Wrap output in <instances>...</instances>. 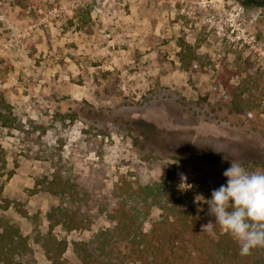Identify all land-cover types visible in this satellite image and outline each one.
<instances>
[{
    "label": "rangeland",
    "instance_id": "rangeland-1",
    "mask_svg": "<svg viewBox=\"0 0 264 264\" xmlns=\"http://www.w3.org/2000/svg\"><path fill=\"white\" fill-rule=\"evenodd\" d=\"M263 1L0 0V223L26 264H52L49 214L72 263L163 175L209 223L231 160L264 171Z\"/></svg>",
    "mask_w": 264,
    "mask_h": 264
},
{
    "label": "trees",
    "instance_id": "trees-1",
    "mask_svg": "<svg viewBox=\"0 0 264 264\" xmlns=\"http://www.w3.org/2000/svg\"><path fill=\"white\" fill-rule=\"evenodd\" d=\"M4 117L1 113L0 119L6 123ZM168 180L163 175L139 188L147 210H159L155 217H149L148 211L137 208L135 213L124 204L114 203L110 212L116 213L108 217L110 224L106 228L89 240L72 242L77 262L65 261L62 254L67 240L52 232L56 224L65 229H71V225L49 214V230L40 235L46 257L52 264H264V246L241 255L239 244L218 224L207 225L192 208L181 206ZM0 224V264H26L22 257L29 250L27 237L4 218Z\"/></svg>",
    "mask_w": 264,
    "mask_h": 264
},
{
    "label": "clouds",
    "instance_id": "clouds-1",
    "mask_svg": "<svg viewBox=\"0 0 264 264\" xmlns=\"http://www.w3.org/2000/svg\"><path fill=\"white\" fill-rule=\"evenodd\" d=\"M226 182L211 190L208 215L238 244L241 255L264 246V171L249 170L237 160L223 171Z\"/></svg>",
    "mask_w": 264,
    "mask_h": 264
}]
</instances>
